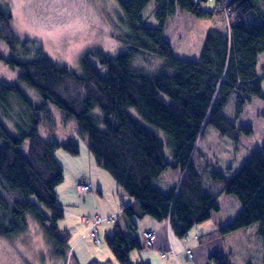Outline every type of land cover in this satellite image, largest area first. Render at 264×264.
Listing matches in <instances>:
<instances>
[{
    "label": "trees",
    "instance_id": "16d2710c",
    "mask_svg": "<svg viewBox=\"0 0 264 264\" xmlns=\"http://www.w3.org/2000/svg\"><path fill=\"white\" fill-rule=\"evenodd\" d=\"M117 1L127 30L120 38L125 51L112 55L101 47L87 50L79 59V72L53 62L37 42L21 43L10 28L9 7L0 5V40L11 50L21 45L27 56L0 54V60L19 70L16 83L0 81V236L24 231L27 216H31L44 232L52 259L61 258L65 264L71 258L79 263L71 251L69 234L57 225L64 217L56 192L63 167L55 152L61 148L74 156L80 146L72 135L63 141L41 137L39 126L43 119H50L49 103L74 118L77 135L86 141L97 165L132 200L121 206L131 228L136 229L135 218L149 216L180 238L219 208L217 196L204 185L193 164L205 128L211 125L220 135L233 139H237L236 131L250 134L252 124H237L225 109L234 103L238 117L252 97L264 104V76L257 72L258 55L264 52V21H242L245 14L260 13L262 0L225 3L235 12V21L231 22L230 15L229 30H207L197 60L175 55L164 33L167 20L177 12L211 18L222 12L220 0H215L217 8L211 11L200 6V1L207 0H153L156 27L144 25L141 15L150 0ZM140 53L154 56L162 64L152 73L137 68L134 60ZM21 84L33 88L41 101L33 103ZM2 117L12 123L13 132ZM152 128L167 137L170 158L165 154V142ZM168 168L181 171L180 181L167 191L152 186ZM207 175L221 181V191L234 195L240 203L235 217L217 228L218 235L255 223L264 242V143L230 178L215 170ZM104 238L118 264H151L130 261V252L140 250L141 243L117 222ZM208 260L210 264H234L228 254L220 252L210 254ZM87 264L112 263L93 259Z\"/></svg>",
    "mask_w": 264,
    "mask_h": 264
},
{
    "label": "rangeland",
    "instance_id": "374dc122",
    "mask_svg": "<svg viewBox=\"0 0 264 264\" xmlns=\"http://www.w3.org/2000/svg\"><path fill=\"white\" fill-rule=\"evenodd\" d=\"M228 1L220 0L219 5L215 0L200 1L202 10L211 11L217 8V5L221 8L222 12L214 14L211 18H197L187 12H177L168 18L164 33L177 57L197 60L209 28L229 30V17L231 15V22H234L235 12L226 7L225 3ZM0 5L9 7L12 14L10 28L21 43L25 40L37 42L53 62L77 72L80 71L79 59L87 50L101 47L112 55L125 51L126 47L120 38L127 30L122 23L124 17L117 0H0ZM154 7L153 0H150L141 12L143 23L148 27L157 26ZM258 7L260 13L254 11L245 14L242 21L262 23L264 0ZM23 52L21 45L11 50L0 40V54L6 57L18 55L27 58L23 56ZM161 64L160 59L147 53H140L134 60L135 67L149 73L155 72ZM257 72L264 76V52L258 55ZM18 73L17 68H11L0 60V81L16 83ZM21 88L33 103L41 101L33 88L25 84H21ZM47 107L50 119L42 120L39 126L41 137L48 141H63L72 135L80 146L79 154L74 156L61 148L55 152L63 167V180L56 186V192L60 193L64 187L69 189L72 195L71 200L61 197V194L58 195L60 206L64 209V217L57 224L59 230L69 234L71 251L79 264H87L93 259L118 264L104 237L112 231L116 222L129 234L130 223L121 212L122 203H125L124 198L127 200L129 197L127 195L122 197L114 187L117 184L112 176L97 165L87 149L86 141L77 135L78 126L74 118L53 104L49 103ZM235 109V104L230 103L225 109L227 117L237 124H252V133L242 134L236 131L234 135L237 139H233L228 135H220L215 127L208 125L197 141L193 164L202 175L204 185L210 187V191L217 196L219 208L213 211L208 219L193 226L185 237L180 238L171 233L170 237L174 240V246H178L177 249L181 247L192 251L193 258L184 250L188 262L182 259V264H206L208 255L215 252L231 253L237 264H261L264 261V242L257 233V224L253 223L221 236L217 231L219 226L235 217L240 210V203L234 195L222 192V182L212 180L208 177V172L220 171L225 178H230L251 152L264 143L263 102L252 97L238 117H235ZM131 111L134 113V110ZM98 112L96 108L95 113ZM2 121L13 132L12 123L4 117ZM152 131L165 142V154L170 158L166 145L167 137L157 129L152 128ZM180 176L179 169L168 168L152 182V186L167 191L180 181ZM80 181L86 184L88 182L92 192L89 190L81 193L82 190L77 186ZM111 211L112 216H108ZM45 213L50 214L48 210H45ZM83 215L112 218L94 225L100 243L93 241L90 236L93 226H90L89 221L85 223L81 220ZM151 219L136 221L137 227L132 232L140 237L142 249L130 252L129 259L132 263L149 258L152 263L160 264L162 260L160 253L164 252L154 253V246H147L144 243L143 232L146 231L147 220ZM26 221L24 231L9 237L0 236V264H65L61 258L52 259L41 226L31 216H27ZM84 236L86 239H82ZM76 237L81 238V244L84 246L81 252L75 249L73 242ZM167 257H176V253L173 256L168 254ZM75 263L76 260L71 258L67 264Z\"/></svg>",
    "mask_w": 264,
    "mask_h": 264
},
{
    "label": "crops",
    "instance_id": "0c3cea01",
    "mask_svg": "<svg viewBox=\"0 0 264 264\" xmlns=\"http://www.w3.org/2000/svg\"><path fill=\"white\" fill-rule=\"evenodd\" d=\"M218 29V28H217ZM222 30V29H220ZM90 181V179H89ZM88 183V182H87ZM89 184V183H88ZM98 190L100 192V186H98ZM115 189H117L118 193L121 194V196H125L124 193L121 192V189L117 186H114ZM91 192H92V189H91ZM58 193V192H57ZM61 194V197L67 199V200H71V193L69 192V189H65L64 187L60 190V193H58V195ZM59 197V196H58ZM91 197H93V195L91 194ZM59 201H60V198H58ZM124 202L126 204H130L132 202V200L130 198H127V200L124 198ZM113 211L110 212V215L108 216H112L111 213ZM84 216V215H83ZM83 216L81 217V220L83 222L86 223V221L83 220ZM146 217H149V216H143L142 218H140L139 220H143V219H151L150 218H146ZM153 219V218H152ZM147 220V226H146V231L147 230H150V231H153L155 233V239H154V242L151 246H154V253H160V252H164L165 253V256L162 257L160 255V257H162V260H160V264H182V259H184L185 261L188 262V259L186 258V255H185V252L184 250L185 249H182L181 247L178 248V246L176 247V245L174 246V240L170 237V233H169V230H168V226L164 223H161V222H157L156 220ZM135 220L137 221L138 219L135 218ZM129 221V220H128ZM126 222V221H125ZM124 222V223H125ZM89 223V222H88ZM130 223V222H129ZM90 224V223H89ZM99 225V224H98ZM91 226V224H90ZM129 234L130 236L132 237H137L141 243V239L140 237L138 236V234H135L133 233L132 231L134 230L133 228H131V223L129 224ZM137 227V226H136ZM145 231V230H144ZM112 232V231H109V233ZM132 232V233H131ZM144 233V232H143ZM221 236V235H220ZM82 239H86L85 236L82 237ZM75 244V249L77 250V252H81L82 250H84V246L83 244H81V238H78L76 237L75 238V241L73 242ZM142 245V244H141ZM72 248V246H71ZM141 249H142V246H141ZM140 249V250H141ZM171 250H174V252L176 253V257H167L168 253L170 254ZM221 253V252H220ZM223 254H228L230 256V259L231 261L234 263V264H237L233 258H232V254L231 253H223ZM209 256V255H208ZM166 258H168L167 260H165ZM193 258V257H192ZM143 261H148L150 262L151 264H154L152 263V261L148 258V259H144ZM178 262V263H177ZM206 264H210L209 261L207 260V263ZM261 264H264V261L261 263Z\"/></svg>",
    "mask_w": 264,
    "mask_h": 264
},
{
    "label": "built area",
    "instance_id": "2783aa9c",
    "mask_svg": "<svg viewBox=\"0 0 264 264\" xmlns=\"http://www.w3.org/2000/svg\"><path fill=\"white\" fill-rule=\"evenodd\" d=\"M77 186L80 187V189L82 190L81 193L87 192V191L90 190L89 185L84 183V182H81V181L77 184ZM105 219H107V220L110 219L111 220L112 218L111 217L103 218V217L98 216V215H94L93 217L83 216V220L84 221H89L91 226H93V227H91V230H90V236L92 237V239H93V241L95 243H100V239H99V236H98L97 229L94 228V225H97L98 223L104 221ZM143 236H144V242H145L146 245L149 246V245L153 244L154 239H155L154 232H152L150 230L145 231ZM186 253L191 255L190 250H186ZM171 254L175 255L173 250H171ZM161 255L164 256V253H162Z\"/></svg>",
    "mask_w": 264,
    "mask_h": 264
},
{
    "label": "bare ground",
    "instance_id": "6f19581e",
    "mask_svg": "<svg viewBox=\"0 0 264 264\" xmlns=\"http://www.w3.org/2000/svg\"><path fill=\"white\" fill-rule=\"evenodd\" d=\"M90 223V222H89ZM145 243V242H144ZM148 246V245H147ZM149 246H151V245H149ZM190 253H191V255L193 256V254H192V251L190 250Z\"/></svg>",
    "mask_w": 264,
    "mask_h": 264
}]
</instances>
